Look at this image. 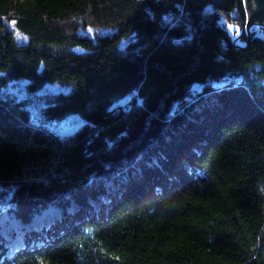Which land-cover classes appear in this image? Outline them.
Masks as SVG:
<instances>
[{
	"label": "trees",
	"instance_id": "trees-1",
	"mask_svg": "<svg viewBox=\"0 0 264 264\" xmlns=\"http://www.w3.org/2000/svg\"><path fill=\"white\" fill-rule=\"evenodd\" d=\"M246 23L243 0H0V264H264ZM18 80L65 87L46 112L75 134L32 129L1 97Z\"/></svg>",
	"mask_w": 264,
	"mask_h": 264
},
{
	"label": "rangeland",
	"instance_id": "rangeland-1",
	"mask_svg": "<svg viewBox=\"0 0 264 264\" xmlns=\"http://www.w3.org/2000/svg\"><path fill=\"white\" fill-rule=\"evenodd\" d=\"M243 3L247 15L246 0H243ZM222 24L226 26L231 38L240 42L238 36L241 31L238 26L231 21L226 24L222 22ZM254 26L256 25L249 26V28L246 26L245 32L249 33L250 29ZM84 33L85 32H81L82 35H84ZM100 33L104 35L107 32ZM88 34L87 36L90 37L92 32L88 31ZM29 85L30 83L26 80L10 82L2 89L1 97L6 102L17 104L25 109L32 129H38L41 132L49 131L59 137L60 140H66L75 134V131L82 125V121L78 116L71 115L56 120L48 116L46 112L50 99L59 92L65 93L66 88L58 85H44L39 89L33 90ZM130 99L131 95H128L118 100L115 105L123 107L130 102Z\"/></svg>",
	"mask_w": 264,
	"mask_h": 264
},
{
	"label": "water",
	"instance_id": "water-1",
	"mask_svg": "<svg viewBox=\"0 0 264 264\" xmlns=\"http://www.w3.org/2000/svg\"><path fill=\"white\" fill-rule=\"evenodd\" d=\"M246 9V26L249 28V26L256 25L264 28V0H246Z\"/></svg>",
	"mask_w": 264,
	"mask_h": 264
},
{
	"label": "bare ground",
	"instance_id": "bare-ground-1",
	"mask_svg": "<svg viewBox=\"0 0 264 264\" xmlns=\"http://www.w3.org/2000/svg\"><path fill=\"white\" fill-rule=\"evenodd\" d=\"M264 29V28H263Z\"/></svg>",
	"mask_w": 264,
	"mask_h": 264
}]
</instances>
